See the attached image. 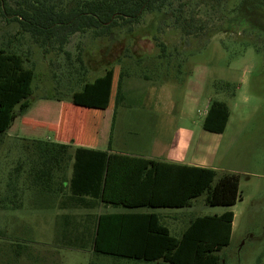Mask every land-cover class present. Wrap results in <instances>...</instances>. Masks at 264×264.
<instances>
[{
    "label": "rangeland",
    "instance_id": "1",
    "mask_svg": "<svg viewBox=\"0 0 264 264\" xmlns=\"http://www.w3.org/2000/svg\"><path fill=\"white\" fill-rule=\"evenodd\" d=\"M7 1L16 7L22 0ZM41 1L57 9H69L77 2ZM154 15L147 14L138 25L127 26L116 40L95 38L91 32L72 36L66 46L70 54L67 59L55 49L44 57L30 35L19 33V24L8 22L0 13V47L11 41L27 59L26 66L34 65L37 74L33 84L34 105L26 117H18L15 127L8 131L9 135L20 139L0 133V264H169L162 260L142 262L96 255L91 250L88 233L82 244L80 240L76 244V231H81L86 224V215L127 209L112 206L105 210L59 208L53 205L57 198L38 200L34 188L24 184V180L6 188L11 176L16 175L18 162L17 156L6 155L5 151L14 147L28 149L23 146L27 144L25 138L30 136L26 126H22L25 121L31 126L27 129L41 130L36 139H51L46 127L49 115L46 107L50 102L43 98L54 94L67 97L77 88L74 83L75 68L80 67L79 55L90 78L109 69L116 71V77L122 71L131 77L148 76L156 88L172 92L173 98L182 90L192 68L202 73L206 96L227 102L232 111L231 151L225 166L239 176L242 200L233 207L210 206L205 203L207 193H204L192 201L191 207L143 208L140 211L158 214L176 238H181L197 217L233 211L231 243L218 253L219 264H264V2L174 0L162 14ZM155 36L166 44L167 57H161V46ZM217 81L236 83L241 89L235 98L227 99L215 93ZM235 104L241 109L240 119L234 113ZM165 106L164 103L160 108L132 110L129 115L139 117L140 123L132 122L130 126L127 123L123 134L140 139L153 136L157 124L171 115ZM122 112L119 109L117 114L122 117ZM118 135L119 130L116 138ZM135 147V140L122 145L126 151ZM12 195H15V205L8 203L10 208H6V201L12 200ZM66 216L73 223L70 226L64 224ZM78 223H82V227Z\"/></svg>",
    "mask_w": 264,
    "mask_h": 264
},
{
    "label": "trees",
    "instance_id": "2",
    "mask_svg": "<svg viewBox=\"0 0 264 264\" xmlns=\"http://www.w3.org/2000/svg\"><path fill=\"white\" fill-rule=\"evenodd\" d=\"M173 1L77 0L75 6L69 9H57L41 0H22L16 7H12L7 0H0V13L8 22L19 24V33L30 35L42 49L44 57L51 49H55L70 59L66 46L72 36L91 32L95 38L116 40L127 26L138 25L147 14L158 17ZM152 22L156 23L155 18ZM150 27L152 29L153 25ZM155 40L161 46V57H167L166 44L158 36H155ZM77 60L80 64V67L75 68L77 78L74 85L77 88L65 98L89 110L106 109L116 71L109 69L98 77L90 78L80 55ZM26 61L24 54L11 41L0 47L1 134H5L14 121L33 105V84L37 74L35 66L27 67ZM130 76L123 71L117 75L116 108L125 101L123 82ZM143 78L151 81L148 76ZM214 89L216 94L233 99L237 95L238 85L217 81ZM43 99L62 101L55 94L46 95ZM230 115L231 110L226 102L213 100L203 121V128L211 133L222 134ZM25 142L27 144L23 146L31 148L32 154L23 157L31 158L32 161H18L16 175L7 180L6 188L11 183L16 186V183L24 180V184L34 188L38 200L55 199L65 189L68 192L64 197L67 208L94 209L101 204L127 210L186 208L191 207L192 201L204 193H207L205 203L210 206L233 207L242 200L240 179L234 173L219 175L210 168L93 148L79 147L73 150L72 144L40 140ZM57 158H64V164L55 162ZM69 163L72 175L68 185L64 186L66 178L58 183L54 171L60 169L65 173ZM15 195L9 202L6 201V208H10L8 203L15 205ZM234 220L233 211L197 217L191 221L181 238H176L156 213L87 215L86 225L81 231H76L75 241L77 244L80 240L82 244L88 233L92 252L107 257L142 262L162 260L169 264H219L218 253L231 243ZM71 224L68 218V226ZM81 224L78 223V226L82 227Z\"/></svg>",
    "mask_w": 264,
    "mask_h": 264
},
{
    "label": "crops",
    "instance_id": "3",
    "mask_svg": "<svg viewBox=\"0 0 264 264\" xmlns=\"http://www.w3.org/2000/svg\"><path fill=\"white\" fill-rule=\"evenodd\" d=\"M182 86L183 88L178 92L177 97L173 98L170 96L172 92L162 90L163 88L159 90L150 80H146L143 77H126L123 82L125 101L121 106L116 108L117 77H115L108 107L104 110H89L76 105L65 97H61L62 101L46 100L50 102L46 107L49 114L46 119V127L52 136L51 139H47V142L72 144L73 150L79 147L93 148L100 151H109L167 163L210 168L220 174H236L235 170L225 166L229 152L231 151L229 140L232 138L230 132L232 111L224 133L215 134L206 131L203 128V121L213 100L218 99H209L206 96L202 73L195 71L193 68L188 72ZM240 89L238 86L239 91ZM164 103L168 112L171 111V115L164 119L162 123L159 122L157 124L153 136L140 139L133 136H125V133L123 134L127 123H130L127 124L128 126L132 125V122L139 121L140 123L139 117L135 118L129 115L132 110L142 107L160 108ZM119 109L123 111L122 117L117 114ZM29 110L22 117H26L25 115ZM233 110L236 117L240 119V107L235 104ZM16 120L10 129L15 127ZM22 126H26L25 130L30 135L25 140L44 141L35 137L40 135L41 130L38 132L34 131V128L27 129V127H31L27 121L23 122ZM74 128H77V130H74ZM118 130L119 135L116 138L115 134ZM8 131L6 132L7 137L20 139L17 136L9 135ZM130 140H135L136 147L131 151H126L122 148L123 142ZM105 143L107 144L106 148L102 147ZM5 154L17 156L16 162L28 163L32 161L31 158L21 157L32 154L31 148L24 150L19 147L9 148L5 151ZM55 162L63 165L65 161L64 158H57ZM70 164L67 165L68 168L65 173L64 170L60 169L54 171L55 179L58 183L66 178L64 186L68 185V181L72 175ZM67 193V190L64 189V192L61 193L62 195L57 197V202H53V205L57 204L59 208H67L64 203L66 200H64V197L66 198ZM105 207L107 206L102 204L98 206L102 210H105ZM141 209L143 208L124 212L150 213L140 211ZM103 213L110 212L102 211L96 215ZM64 224L68 226V217H65Z\"/></svg>",
    "mask_w": 264,
    "mask_h": 264
}]
</instances>
